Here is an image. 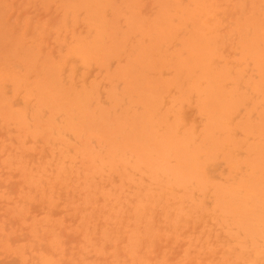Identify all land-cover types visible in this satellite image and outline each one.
<instances>
[{"label": "rangeland", "instance_id": "1", "mask_svg": "<svg viewBox=\"0 0 264 264\" xmlns=\"http://www.w3.org/2000/svg\"><path fill=\"white\" fill-rule=\"evenodd\" d=\"M0 264H264V0H0Z\"/></svg>", "mask_w": 264, "mask_h": 264}]
</instances>
